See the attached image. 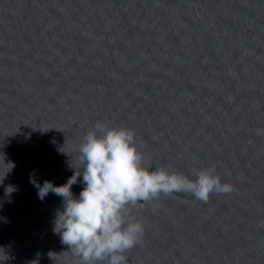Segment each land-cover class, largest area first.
Masks as SVG:
<instances>
[{
	"label": "water",
	"instance_id": "water-1",
	"mask_svg": "<svg viewBox=\"0 0 264 264\" xmlns=\"http://www.w3.org/2000/svg\"><path fill=\"white\" fill-rule=\"evenodd\" d=\"M98 122L135 130L152 170L234 186L136 208L128 264H264V0H0V264H73L63 198L31 178L82 171Z\"/></svg>",
	"mask_w": 264,
	"mask_h": 264
},
{
	"label": "clouds",
	"instance_id": "clouds-1",
	"mask_svg": "<svg viewBox=\"0 0 264 264\" xmlns=\"http://www.w3.org/2000/svg\"><path fill=\"white\" fill-rule=\"evenodd\" d=\"M78 151L83 170H76L66 184L55 186L46 180L41 185L34 176L31 178L41 200L49 193L63 198V210L56 213L53 232L69 246L73 264H128L126 253L142 242L146 231L144 220L134 210L161 195L190 194L207 203L213 193L234 191L233 185L222 183L215 165L197 170L195 179L163 166L152 170L145 164L135 130L126 127L98 122L87 132ZM81 175L84 188L76 197L72 189ZM14 191L9 185L5 194ZM54 254L49 252V258ZM39 256L37 253L30 264H39Z\"/></svg>",
	"mask_w": 264,
	"mask_h": 264
}]
</instances>
